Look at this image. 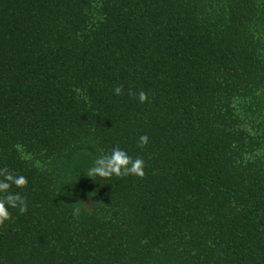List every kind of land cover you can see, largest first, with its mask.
Returning <instances> with one entry per match:
<instances>
[{
    "label": "trees",
    "instance_id": "1",
    "mask_svg": "<svg viewBox=\"0 0 264 264\" xmlns=\"http://www.w3.org/2000/svg\"><path fill=\"white\" fill-rule=\"evenodd\" d=\"M0 170V264H264V0H0Z\"/></svg>",
    "mask_w": 264,
    "mask_h": 264
},
{
    "label": "clouds",
    "instance_id": "2",
    "mask_svg": "<svg viewBox=\"0 0 264 264\" xmlns=\"http://www.w3.org/2000/svg\"><path fill=\"white\" fill-rule=\"evenodd\" d=\"M76 91L79 92L80 89H76ZM114 92L116 94H120L121 88L116 87ZM139 100L141 103L147 100V96L143 91L139 93ZM147 140V136L142 135L139 138L141 145L146 144ZM143 165L144 161L141 158L137 157L133 159L123 149L115 147L110 151V153H101L93 161L92 166L87 170V176L109 178L113 175H136L142 177L144 175ZM0 177H2V179H0V194L6 192L12 184H15L17 187H23L27 183L25 177H16L10 173L5 174L2 170H0ZM17 207L21 213L27 210V204L19 193L15 195L11 193L3 195L2 198H0V224H3L6 220L10 219V214L7 209ZM78 212L79 209H76L75 213Z\"/></svg>",
    "mask_w": 264,
    "mask_h": 264
}]
</instances>
